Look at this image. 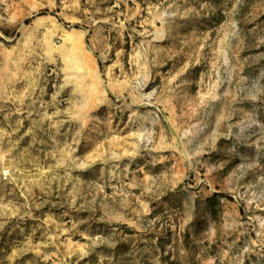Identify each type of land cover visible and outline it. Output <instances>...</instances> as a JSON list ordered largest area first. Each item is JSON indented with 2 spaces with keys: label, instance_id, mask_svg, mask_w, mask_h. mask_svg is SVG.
Returning <instances> with one entry per match:
<instances>
[{
  "label": "rangeland",
  "instance_id": "374dc122",
  "mask_svg": "<svg viewBox=\"0 0 264 264\" xmlns=\"http://www.w3.org/2000/svg\"><path fill=\"white\" fill-rule=\"evenodd\" d=\"M0 264H264V0H0Z\"/></svg>",
  "mask_w": 264,
  "mask_h": 264
}]
</instances>
